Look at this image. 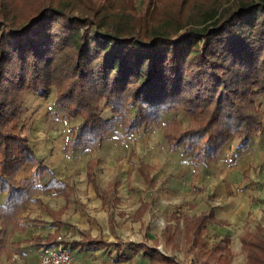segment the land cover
Masks as SVG:
<instances>
[{"label":"trees","instance_id":"trees-1","mask_svg":"<svg viewBox=\"0 0 264 264\" xmlns=\"http://www.w3.org/2000/svg\"><path fill=\"white\" fill-rule=\"evenodd\" d=\"M181 1L177 16L151 24L128 10L109 12L105 3L85 1L87 7L79 8L42 0L27 11L0 0V192L7 194L0 220H16L36 191L35 179L16 178L21 169L31 163L41 178L50 170L23 133L27 91L48 98L54 86L56 103L69 117L81 118L72 127L70 148L96 147L110 135L122 138L163 124L168 148L189 154L197 169L215 160L234 138L236 148L244 150L254 133L264 132L258 101L264 96V0L216 3L197 13L194 7L184 15L188 0ZM102 100L110 118L99 108ZM171 111L191 116L192 122L167 129L170 123L165 125L162 116ZM45 188L71 193L67 183L56 179ZM207 221L204 216L189 224L197 245L205 246L200 236ZM263 234L259 226L242 237L244 264H264ZM229 242V237L219 241L209 253H218V263L232 262ZM66 244L80 250L113 247L119 258L127 257L120 254L121 243L89 235ZM136 245L151 264H176L156 248Z\"/></svg>","mask_w":264,"mask_h":264},{"label":"crops","instance_id":"crops-1","mask_svg":"<svg viewBox=\"0 0 264 264\" xmlns=\"http://www.w3.org/2000/svg\"><path fill=\"white\" fill-rule=\"evenodd\" d=\"M31 94L34 95L35 93H26L24 99L25 114L26 108L28 106L27 102L28 100H30L29 97L31 98V96H33ZM36 98L38 99L40 97L37 95ZM36 98H33L31 100L33 101ZM81 121L75 125L71 124V127L69 128V134H67L66 138H64L65 134H58V130L55 131L51 126L47 125V127H45L44 125L42 127V130H40L41 135L43 134L40 141L39 135H36L39 133V130L37 129L36 131H33V139V136L31 137L25 131L27 128L26 125L23 132L24 135L29 137L32 149L35 151L38 158L48 165L50 170L47 171L42 178L37 177V175L35 174V166L31 163H28L17 174L16 178L18 180H29V178L35 179L36 191L32 198L29 199L18 212V214L16 215V220L12 219L11 221H7L3 218H1L0 220V238L3 239V244L2 246H0V264L16 261L17 256H19L20 259L24 260L29 256L30 253L28 251H31L32 248H36L38 249L37 251H40V249L43 247L42 244H45V242L53 241L56 237V234L66 232V229L68 227H71L68 223L73 218L75 219L80 215V207H85L86 210H88V201L90 203V199L86 195L87 191L89 196H93L96 199L95 205L99 208H107L109 207L108 205L113 204V202L118 203L119 200L121 201L122 196L120 194L119 187L123 185L122 182L124 181V179H121V176H123V174H125L126 176L125 180L131 176L132 185H130L131 183L128 182V186H131L130 190H132L133 193H127V196H137V199H134L136 200L137 207H139H136L137 210L134 212L135 216H133L132 219L140 222L139 228L141 226H144L143 228L146 229V224L144 223L146 222L145 216L146 213L150 211L151 207L153 208L155 205L160 209L164 208L167 204H170L168 202H174L175 205L173 208L172 217L176 220V223L173 224V222H167L164 225L161 231V237H164L165 239L160 240V244L162 245L163 249L166 246L170 245L178 246V233H183V238L187 246L191 245L199 250L200 246L197 245L193 239H190V237L192 236L194 238L195 234L191 232L189 233L187 229H189V224L195 225L194 223L198 222L199 219L205 216L207 217L208 221L204 228L201 230L202 234L200 238L203 242H205V246H202V249H206V251L204 255L200 257V259L205 260L204 263L207 261H213L212 258H215L218 253L213 255H210L209 253L213 251L215 247L214 245L219 243V241H223L227 237L230 238V242L228 244L229 248L234 253L231 244L234 241L235 232L228 230L227 227L230 224H233V221L239 222L243 220L247 215V207L244 205L242 197L240 198L243 202L239 197H233V193H226V198H221V200L226 203L224 207L219 208L218 204H220V202L213 201V193L207 187V181L205 180L203 169L209 167L211 164L210 162L215 160H212L209 163L204 164L196 169L189 154L183 155L181 150L171 151L168 148L163 131H160L161 141H158V143L161 142L162 147L158 148L156 146L157 149L152 150L156 151V156H158L159 158L157 160L158 162L153 161L152 157L148 153H146L144 157L139 159V155L143 154L145 151L143 144L138 142V140L136 141L135 137L143 134V131L141 130H148V126H146L138 131H132L129 136H123L122 138L117 136L122 142L118 145L112 143L113 147H110L113 148L114 151L116 150L115 157L112 160L114 164H112L115 166V164L117 163H122L118 165V172L117 170H115V168H113L107 173L109 174L111 171H113V178H111V180L109 181L107 180L105 182L107 184L103 186V183L101 182L102 178L100 176L102 170L99 168H101V165L104 164V154H106V152H100L103 149L102 146L107 144L108 141L110 142L111 139L108 140V137L105 141H103L96 147H90L86 149L80 147H67V141L73 136L72 127L79 125ZM134 133H136V135ZM35 137H38V139H36ZM82 151H92L94 153L90 154V156L86 159L83 177H79L81 180L80 182H78L79 180L76 178V176L72 175V171H67L63 167V163L68 162L72 166V164L74 163L73 159L70 160L71 155L77 154ZM61 155H63V159H61L62 161H59L58 158ZM132 155H137V160L133 159ZM148 155L149 157H147ZM65 157L68 158L66 159ZM64 159H66V162H64ZM91 161L92 163H90ZM108 164L110 163L108 162ZM91 165H93L92 170L90 169ZM243 172V179L249 178V169H246ZM147 175L149 176V180L146 177ZM53 179H56L57 181L61 180L67 183L71 188V193L67 194L65 192H57L55 188H45V186ZM136 179H142V185L140 189L142 190V193L144 192L143 194L139 193V190L136 187H133V181H135ZM237 186L242 189L241 183H239ZM78 190L85 193H78ZM237 191L238 190H235V188L233 189L234 194ZM204 192L207 193V196L205 197L207 199V207L203 208L199 213H189V210L193 211L199 206V195L201 193L203 194ZM6 197V192H0V206L5 204ZM184 203H189V210L185 211ZM112 208H114V206H112L111 209ZM69 211L70 213L67 214V212ZM111 219L112 216L110 215L107 221L110 223L111 229H108V227L104 225L102 230L100 227H97V223L100 220L91 218L92 221H90L89 218L90 223L88 226L76 225V232L73 235L74 237L64 241L71 242L74 240H82L89 235L91 238H100L102 240L105 239L113 243H121L123 247L120 252L124 251V248L126 247L130 248L134 254H141L145 256L143 254V250L136 245L138 243H143L145 246L156 248L160 253H163L170 258L172 257L165 251V249L171 250L170 247L162 250L158 247V244H149L147 242V239L149 238L147 232L144 234V237H142V240H124V238L121 237L120 234H116L115 225L117 224L114 220ZM112 221L114 227L112 225ZM92 222H94V224ZM259 226L264 227L262 222H260L257 227ZM257 227L254 228V230L247 227L241 234L238 235V240L240 241L239 245L241 246L242 252L244 254L245 251L242 245V237L246 233H248V231L255 232ZM105 233H112L115 235V237L110 238L106 236ZM206 233L212 235V239H214L213 242H210V240L206 238ZM189 234L191 235L189 236ZM111 248L114 249L113 247L89 248L82 250L78 248L74 249L79 253H86L89 251L100 252L105 249L111 250ZM137 249H140V251H136ZM115 251L117 252V250ZM116 254L118 257V253ZM230 256L232 260V252ZM145 257L149 259L148 256ZM193 261L196 260L194 259ZM193 261L191 258V262ZM246 261L247 259L245 254V262ZM213 263L230 264L218 263L216 262V260Z\"/></svg>","mask_w":264,"mask_h":264},{"label":"rangeland","instance_id":"rangeland-1","mask_svg":"<svg viewBox=\"0 0 264 264\" xmlns=\"http://www.w3.org/2000/svg\"><path fill=\"white\" fill-rule=\"evenodd\" d=\"M13 1L15 4L19 6H24V10H30L36 4H38L39 1L42 0H10ZM55 1H62L64 4L70 3V4H77V7L79 8H85L87 7V4H85V1H89L88 4H91L93 6H99L103 3H105V7L110 11L116 10H128L127 13L131 12V15H134L137 17V19L142 18V21H149L151 24L159 23V20L163 21H169L171 20L172 15H175L178 12V9L182 5L181 0H113L111 3L110 0H55ZM238 0H188V4H185L183 15L190 13V11L194 12V7L197 10L200 8H206L207 6H210L211 4H222V5H230L231 3L234 4ZM134 5V6H133ZM191 7H193L191 9ZM135 8V11L133 12V9ZM23 10V11H24ZM27 10V11H28ZM191 12V13H192ZM140 13V14H139ZM141 17H140V16ZM177 16V14L175 15ZM170 17V18H169ZM133 19V18H132ZM134 21H140L135 20ZM31 92V91H27ZM51 95L41 98H36L37 95L29 97L30 100H28L27 108H26V114L24 112V117L26 121V132L32 137L33 131L39 130V133L36 135H39V141L42 138L43 134L41 135L40 130H42V127L45 125V127L51 126L52 129L55 131L58 130V134L62 133L64 135V138L67 137V134H69V128L72 125H75L81 121L80 117H69L66 109H64L62 106H59L56 101V92L54 86H52L51 89ZM34 93V92H31ZM33 98H36L35 100H31ZM32 101V102H31ZM258 101L261 106V111L263 114V121H264V96L261 95L258 97ZM99 108L104 109L103 116L105 118H110L112 116V112L109 108H106V105L104 104L103 100L99 101ZM163 122L170 123L165 124L167 129L169 130H180L182 128H186L192 120L191 116L183 113V112H176L171 111L170 114H165L162 116ZM176 119V120H175ZM181 123V126L178 127V124ZM61 128V130H60ZM117 129L121 130V127L117 125ZM164 126L152 124L151 126H148V130H141L143 131V134H140L135 137V140L143 144L144 147V153L139 155V159L144 157L146 153H148L153 161H157L159 158L156 156V150L157 147L161 148L162 144L161 142L158 143V141H161V132L163 131ZM136 135V133H134ZM139 137V138H137ZM38 139V137H35ZM34 139V136H33ZM111 141L107 144H105L103 149L100 153H103V151L106 152L104 154V164L101 165V182L103 183V186L106 185L105 183L107 180H111L112 172L107 174L111 169L115 168L118 172V168L121 163L113 165L114 162H112L113 158L115 157L116 150L114 151L113 144H119L122 141L117 137V135H110L109 139ZM236 141L237 139L234 138L230 141L229 145H227L217 156L218 158L215 159V161L210 162V166L203 169V174H205V180L207 181V187L209 190L213 193V201L220 202L219 208L224 207L226 203L221 200V198H226V193L232 194L233 197H242L244 201V205L247 207V215L244 217L241 221H233V224H230L227 229L235 232L234 233V241L231 244L234 250L232 252V262L230 264H242L245 262V254L242 252V248L239 245L240 241L238 240V235L241 234L244 229L247 227L250 229L256 228L260 222L264 225V132L254 133L252 136V141L250 146L245 148L244 150H238L236 148ZM157 143V144H156ZM157 146V147H156ZM101 148V147H100ZM92 151H82L77 154L71 155V159H73L72 166L70 163L66 162V159L68 157H65L63 163V167L67 171H72V175H75L76 178L80 182V178L83 177V172L85 171V161L90 156V154H93ZM149 155L147 157H149ZM137 155H132V158L137 160ZM59 161H62L63 155H61L59 158ZM111 164H108V162ZM188 161V160H187ZM158 162V161H157ZM113 163V164H112ZM249 169L250 176L249 178L243 179V171ZM80 177V178H79ZM125 174L121 176V179H124L122 182V186L119 187V191L121 194V201L119 200L117 202H113V204L108 205L107 208H99L95 204V198L93 196L88 195V191L86 192V195L90 199V203L88 201V210H86L85 207H80V215L73 218L68 224L71 226L66 229V232L56 234V239H59L62 237L64 240H69L70 238L74 237L73 235L76 232V225L79 226H88L91 218L100 220L97 223V227H100L103 230V226L106 225L108 229L110 228V223L107 221L109 216H112L111 220H114L117 225H115V231L116 234H120L121 237L124 238L126 241H139L142 240L144 237V234L148 233V239L147 242L150 244H158V247L162 250H164L167 247H170V249H165V251L168 253V255L172 256L171 259L176 261V264H207V262L204 263L205 260H201L200 257L204 255L206 249H202V246L199 245V250L197 248H194L193 246H187L186 242L183 238V233H178V246L177 245H170L166 246L164 249L162 245L160 244V240L165 239L164 237H161V231L164 227V225L168 222H173V224L176 223V220L172 217V212L174 208V202H168L170 204H167L164 208H157V206L154 205V207L150 208V211L146 213V229H144V226H141L139 228L140 222L135 221L132 219L134 215V212L137 210L136 200L137 196L134 197H128V194H132V190H130L131 186H128V182L131 183V176L125 180ZM241 181V182H240ZM133 187H136L139 190V193H142L141 185H142V179H136L133 181ZM241 183L242 189H240L237 185ZM238 190L235 194L233 192V189ZM79 191V190H78ZM77 191V192H78ZM146 191V190H145ZM83 192L79 191L78 193ZM85 193V192H83ZM144 193V192H143ZM142 193V194H143ZM207 196V193L204 192L199 195V201H198V207L196 209L189 210L188 207L189 203L185 204V211L189 210V213H199L203 208L207 207V199L205 198ZM180 198V197H177ZM88 199V200H89ZM241 199V198H240ZM239 199V200H240ZM241 199V201H242ZM178 200V199H177ZM242 201V202H243ZM177 202V201H176ZM243 205V206H244ZM114 206V208L111 209V207ZM250 206V207H249ZM137 207V208H136ZM249 208V211H248ZM67 212V214H69ZM239 213V212H238ZM90 218V221H89ZM94 221V220H93ZM94 224V222H92ZM143 223V225H144ZM112 225L114 227L113 221ZM105 227V228H106ZM111 229V228H110ZM117 229V230H116ZM114 231V232H115ZM106 236L110 238H114L115 235L112 233H105ZM264 235V234H263ZM206 238L210 240V242H213L214 239H212V235L206 233ZM159 237V238H156ZM161 237V238H160ZM156 238V239H154ZM175 238V237H174ZM187 238V236H186ZM171 244V243H170ZM68 248L72 251L74 259L72 264H150L149 259L141 254H134L133 251H131L130 248H124L125 250L122 251L120 254L126 255V259H119L117 257L118 252H116L114 249L111 248V250L105 249L103 251H89L86 253H79L75 249L73 250L70 245H67ZM38 249L32 248L31 251H28L30 254L26 259H20L19 256L16 257V261L12 262H5L3 264H40L41 260V254L40 251H37ZM124 252V253H123ZM235 256V257H234ZM195 259L196 261L191 262ZM214 262V258H212ZM217 262V261H216ZM164 264V263H162ZM172 264V263H170ZM174 264V263H173Z\"/></svg>","mask_w":264,"mask_h":264},{"label":"built area","instance_id":"built-area-1","mask_svg":"<svg viewBox=\"0 0 264 264\" xmlns=\"http://www.w3.org/2000/svg\"><path fill=\"white\" fill-rule=\"evenodd\" d=\"M67 245L60 237L53 245L42 247L40 264H72L74 256Z\"/></svg>","mask_w":264,"mask_h":264}]
</instances>
